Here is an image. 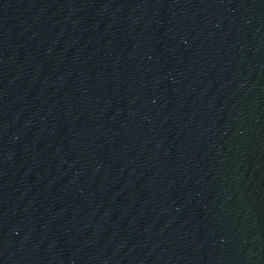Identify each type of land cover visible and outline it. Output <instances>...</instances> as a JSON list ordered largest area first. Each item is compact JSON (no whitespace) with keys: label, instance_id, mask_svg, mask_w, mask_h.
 Segmentation results:
<instances>
[{"label":"water","instance_id":"95a60500","mask_svg":"<svg viewBox=\"0 0 264 264\" xmlns=\"http://www.w3.org/2000/svg\"><path fill=\"white\" fill-rule=\"evenodd\" d=\"M0 264H264V0H0Z\"/></svg>","mask_w":264,"mask_h":264}]
</instances>
